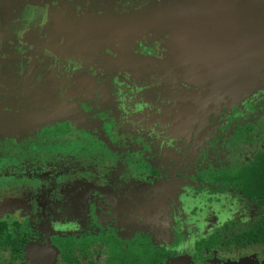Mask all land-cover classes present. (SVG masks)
<instances>
[{
    "label": "rangeland",
    "instance_id": "obj_1",
    "mask_svg": "<svg viewBox=\"0 0 264 264\" xmlns=\"http://www.w3.org/2000/svg\"><path fill=\"white\" fill-rule=\"evenodd\" d=\"M206 1L0 0V145L17 135L39 232L79 234L100 202L189 249L251 225L254 203L198 179L264 150V64L245 59L255 38L194 32ZM208 1L244 2L240 30L264 16L251 0Z\"/></svg>",
    "mask_w": 264,
    "mask_h": 264
},
{
    "label": "flooded vegetation",
    "instance_id": "obj_2",
    "mask_svg": "<svg viewBox=\"0 0 264 264\" xmlns=\"http://www.w3.org/2000/svg\"><path fill=\"white\" fill-rule=\"evenodd\" d=\"M18 137L22 136L19 134ZM13 138L12 142H8L10 145L6 141L0 145V264H264V243L243 242L237 245L234 241L235 237L253 229L264 217V205H258L256 200L243 194L236 183L224 180L226 175H234L251 165L256 156L264 154V150L256 151L249 161L241 165L208 171L199 177L200 181L238 191L241 198L254 203L256 217L250 226L227 239L218 230L205 239L195 238L189 249L183 237L173 236L172 242L166 244L161 232L151 231L143 221L138 220L134 226L126 224L110 210L109 204L102 202L98 206L107 208L97 209L96 205L94 221L90 224L86 222V229L79 234L45 236L38 229V183L35 178L24 176L22 156L17 150L21 146L17 135ZM245 139L251 140L248 135ZM260 139L264 140V137ZM11 157L14 159L7 162ZM216 177L220 180H215ZM26 203L31 204L28 210H24ZM222 228L226 230L228 225ZM14 230L18 235H12ZM220 246L234 248V254L229 257L207 256L218 251ZM252 246L261 249L258 253H248Z\"/></svg>",
    "mask_w": 264,
    "mask_h": 264
},
{
    "label": "water",
    "instance_id": "obj_3",
    "mask_svg": "<svg viewBox=\"0 0 264 264\" xmlns=\"http://www.w3.org/2000/svg\"><path fill=\"white\" fill-rule=\"evenodd\" d=\"M250 3L254 5L258 12H264V0H251ZM192 10H195L198 13L200 12L199 16L202 14V21H198L195 24L193 21L191 22L195 33L196 31L199 33L200 31L210 29L211 35H213V33H217L219 36L223 35L221 39L228 38V41L231 43L245 42L246 40H249V38H255L257 45H255L256 49L254 54L245 59L250 58L248 62L252 61V65L250 66L251 70H255L264 64V16L259 14L249 17L246 19L245 23H248L251 20H255L257 23L253 25H251L252 23L248 24L240 30L238 29L240 25L239 20L246 10L244 2L241 4L227 5L226 3L219 2L216 4H210V1L207 0L206 3H202L199 7H193ZM207 22H209L210 25H207ZM231 30H234L233 33H230ZM251 30H253V37H250ZM258 43H261V45L258 46ZM211 44L212 42L206 44L207 50L210 49Z\"/></svg>",
    "mask_w": 264,
    "mask_h": 264
},
{
    "label": "trees",
    "instance_id": "obj_4",
    "mask_svg": "<svg viewBox=\"0 0 264 264\" xmlns=\"http://www.w3.org/2000/svg\"><path fill=\"white\" fill-rule=\"evenodd\" d=\"M214 179L220 180L219 177ZM224 180L236 183L242 188L243 194L256 200L258 205H264V154L256 156L252 164L240 172L234 175H226ZM213 241L216 242L217 240L213 239ZM234 241L237 245H242L243 242L264 243V217H261L253 229L235 237Z\"/></svg>",
    "mask_w": 264,
    "mask_h": 264
},
{
    "label": "crops",
    "instance_id": "obj_5",
    "mask_svg": "<svg viewBox=\"0 0 264 264\" xmlns=\"http://www.w3.org/2000/svg\"><path fill=\"white\" fill-rule=\"evenodd\" d=\"M242 263V262H241ZM241 263H237V264H241Z\"/></svg>",
    "mask_w": 264,
    "mask_h": 264
}]
</instances>
